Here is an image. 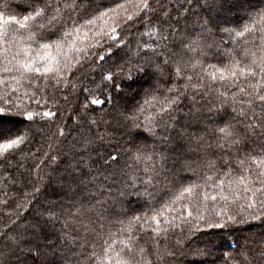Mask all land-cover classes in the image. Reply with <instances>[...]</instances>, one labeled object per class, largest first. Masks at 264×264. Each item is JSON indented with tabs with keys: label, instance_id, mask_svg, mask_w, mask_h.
<instances>
[{
	"label": "trees",
	"instance_id": "trees-1",
	"mask_svg": "<svg viewBox=\"0 0 264 264\" xmlns=\"http://www.w3.org/2000/svg\"><path fill=\"white\" fill-rule=\"evenodd\" d=\"M44 2L54 11L0 0V101L35 121L30 144L0 140V236L13 237L0 239L4 264H264V111L255 98L264 0ZM54 17L71 35L40 48L34 38L55 30ZM112 29L109 52L111 40L97 41ZM74 48L90 49L92 62L77 70ZM45 53L59 73L16 70L26 58L42 68ZM110 75L123 91L105 88ZM85 97L95 111H84ZM26 119L3 125L26 128Z\"/></svg>",
	"mask_w": 264,
	"mask_h": 264
},
{
	"label": "snow or ice",
	"instance_id": "snow-or-ice-1",
	"mask_svg": "<svg viewBox=\"0 0 264 264\" xmlns=\"http://www.w3.org/2000/svg\"><path fill=\"white\" fill-rule=\"evenodd\" d=\"M38 3H42L43 8H44L46 13H48L50 11H54V9H52V6L49 3L44 2V0H38ZM147 7H148V5L146 3L145 8L147 9ZM78 9H79V4H76V5H74L72 10L75 11ZM94 11L99 12V16L103 17L105 15V12L110 11V9L100 10L99 8H97ZM9 19L12 20L15 18L9 17ZM25 19H28V18L25 17ZM128 19L131 20L132 17H128ZM86 23L91 24L92 20H87ZM52 24L55 25L54 31H50V30H48V28H44L42 31L37 32L34 40L39 45L40 48L48 49L51 47V45H49V44H39V41H41V40H50L54 36L58 37V36H60L61 32H64L65 36L71 35L70 32L64 31V28L67 24V21L58 22V20L54 17ZM76 25H78V20L74 22V26H76ZM123 27L127 28V24L123 25ZM77 30H78V27H77ZM111 32L113 33L112 35H108L104 39L97 41V46H98L100 44H104L106 40H111L112 43L107 44V49L109 52H111L112 48L116 45V41L119 39V37L117 35H115V33H116L115 29H112ZM95 35H99V33H96ZM54 43L56 44V46L59 50L60 41L57 40V41H54ZM93 47H95V46H93ZM74 51L79 57L78 65L76 66L77 70H79V65H83L85 63L90 64L92 62L90 60V57H92L93 52L90 49L82 50L80 48H74ZM81 53H82V55H81ZM38 59L41 62V64L43 65L42 68H41L40 64H37L36 58H26L22 63L19 64V67L16 70L21 72V73L35 72V73L41 74V75H47L48 73H59L61 71L60 62L55 57H52L50 53H45L44 55H39ZM99 59L101 61H103L105 59V57L100 56ZM50 60L55 63V67H53L51 64H49L48 61H50ZM114 65L116 67H118L120 73H125L126 69L124 66H121L118 62H114ZM135 71L143 72L144 70L137 68V69H135ZM243 72H244V70L242 69L241 73L243 74ZM248 73L252 77H256V75H257V73L255 71H252L251 69L248 70ZM260 73L262 74L261 78L264 79V67L260 68ZM178 74L179 73H177V75ZM233 74H235V73H233ZM107 79L111 80V84L110 85L106 84L105 88L113 89L116 92L123 91V81L118 82V77L116 75H110ZM125 79H135V78L132 77L131 72H128ZM159 87H160V85L157 84L156 88H159ZM85 91H87V89H85ZM169 91H172V89L170 88ZM255 98H256V101L259 102V106L261 107L262 111H264V88H260V89L256 90ZM7 99L11 100V97H8ZM112 99H113V97L109 95L106 97V99L104 101H101L99 99H93L90 101V103L91 104L109 103V102H111ZM85 101H86V104L84 105V111L85 112L95 111V109H90L87 106L88 97H85ZM166 102L170 105V109H171V106H174L175 104H177L179 102V93H177V95L174 97L167 98ZM0 104H3V106H0V140L4 141L3 147L12 148L14 145H18V144H30L32 142V140L26 133H31V131H32L31 125H32V123H35V121L32 118L33 114L31 112H27L26 109L21 110L19 108H15V111H13V108L15 107L14 102L4 103L3 101H0ZM17 113L19 114L20 117H24L25 113H27V119L24 121V123L26 124L27 127L26 128H15L12 130L5 129V127L3 125V120L5 118H16ZM53 115H54V113H52L51 111L43 112L44 117H51ZM124 118L129 119V117H127V116H125ZM130 119L132 120V126L137 127L138 125L136 124V117H135L134 113L130 117ZM168 119L172 120L173 117L169 114ZM93 123H96V122L93 121ZM90 127H91V125H89V128ZM161 127H162V129H164V131L167 130V125H161ZM219 131L221 133H225L226 129L221 128V129H219ZM105 132H107V129H105ZM98 138L102 140L104 137L100 136ZM233 142H235V141H233ZM17 150L19 151L21 149H17ZM137 151L141 152L142 149L137 148ZM121 155H123L122 152H117L115 155H110L109 159L113 163H119L117 156H121ZM257 191L259 192L260 197H261L260 207H261L262 211H264V186H262ZM249 207L251 208V207H253V205L250 203ZM252 215H253V218H255V214L253 213ZM228 218L230 220L235 219V217H233V216H229ZM0 239L11 240V239H13V237H11L9 235V233H4L3 236H0ZM5 259H6L5 254L3 253V251H0V264H4ZM89 264H91V260H89Z\"/></svg>",
	"mask_w": 264,
	"mask_h": 264
}]
</instances>
